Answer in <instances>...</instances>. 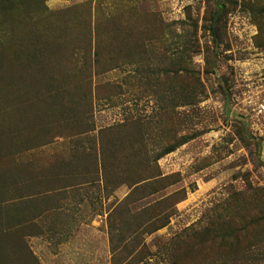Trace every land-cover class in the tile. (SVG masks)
<instances>
[{
	"label": "rangeland",
	"instance_id": "374dc122",
	"mask_svg": "<svg viewBox=\"0 0 264 264\" xmlns=\"http://www.w3.org/2000/svg\"><path fill=\"white\" fill-rule=\"evenodd\" d=\"M34 3L0 0V264H264V0Z\"/></svg>",
	"mask_w": 264,
	"mask_h": 264
},
{
	"label": "crops",
	"instance_id": "0c3cea01",
	"mask_svg": "<svg viewBox=\"0 0 264 264\" xmlns=\"http://www.w3.org/2000/svg\"><path fill=\"white\" fill-rule=\"evenodd\" d=\"M62 203V207H65V209L67 210V207H66V205L69 203V204H72L73 205V203L74 202H72L71 200H69L68 202L67 201H62L61 202ZM60 214H62V213H64V214H66L67 215V212H65V211H61V209L58 211ZM62 216V215H61ZM61 216L59 217V219L61 218ZM73 218V217H72ZM57 220V222H55V224H76V222L78 223V224H86V223H83V221H81L80 219H70V220H68V219H66V217L65 218H63V219H60V220ZM92 223V222H91Z\"/></svg>",
	"mask_w": 264,
	"mask_h": 264
},
{
	"label": "trees",
	"instance_id": "16d2710c",
	"mask_svg": "<svg viewBox=\"0 0 264 264\" xmlns=\"http://www.w3.org/2000/svg\"><path fill=\"white\" fill-rule=\"evenodd\" d=\"M41 0H34V4H39V2H40ZM40 216V215H39ZM39 216H37V217H35L34 218V220H32V222L31 223H33V224H38L39 222L38 221H40L38 218H39Z\"/></svg>",
	"mask_w": 264,
	"mask_h": 264
}]
</instances>
